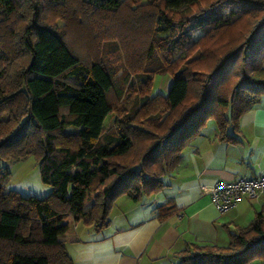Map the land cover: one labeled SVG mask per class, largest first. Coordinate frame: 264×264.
<instances>
[{
	"label": "trees",
	"instance_id": "trees-1",
	"mask_svg": "<svg viewBox=\"0 0 264 264\" xmlns=\"http://www.w3.org/2000/svg\"><path fill=\"white\" fill-rule=\"evenodd\" d=\"M191 23L204 29L197 39ZM109 33L119 37L124 80H139L128 113L118 69L101 57ZM165 73L166 96L151 97L154 75ZM262 98L264 0H0V264H73L64 244L77 241V222L101 230L117 198L161 191L208 120L219 140L235 142L239 119ZM31 155L52 189L43 198L3 186L5 165ZM176 256L264 264V210L227 245L189 243Z\"/></svg>",
	"mask_w": 264,
	"mask_h": 264
},
{
	"label": "crops",
	"instance_id": "crops-1",
	"mask_svg": "<svg viewBox=\"0 0 264 264\" xmlns=\"http://www.w3.org/2000/svg\"><path fill=\"white\" fill-rule=\"evenodd\" d=\"M217 134L215 122L208 120L163 177V189L138 202L117 198L107 227L95 230L77 222V241L64 244L73 264H177L176 254L186 244L227 245L230 231L264 210V197L243 198L219 213L210 189L219 181L264 172V98L239 119L235 142L221 141Z\"/></svg>",
	"mask_w": 264,
	"mask_h": 264
},
{
	"label": "rangeland",
	"instance_id": "rangeland-1",
	"mask_svg": "<svg viewBox=\"0 0 264 264\" xmlns=\"http://www.w3.org/2000/svg\"><path fill=\"white\" fill-rule=\"evenodd\" d=\"M142 3L144 4L145 0H142ZM134 6L135 5L132 7ZM231 8L233 11L229 8L226 10V13L231 11L230 14L233 15L234 11H237V8L232 6ZM59 25H61L60 22ZM203 30V28H196L193 23L189 24L187 28V32L191 39H197L200 37L204 32ZM118 40V36H113L112 33H109L102 41L101 57L109 69L112 67L118 69V72L113 78V82L123 90V95L119 99L118 103L119 108L128 113L133 108L138 106L140 102V96H138V94L137 96L129 95L131 85L136 84V86H138L139 80L133 74H131L126 81L124 80L126 72V70L123 69L125 66V57ZM185 47L183 49L175 50L173 53V59L183 57L185 54ZM171 83L172 79L166 73L154 75L151 84L150 96L153 97L157 94L166 96ZM116 117V114H111L107 117L105 121L106 131L112 129V125ZM5 166L7 167L8 176L3 183V186L6 190L16 191L24 197L35 196L38 198H43L51 193V187L44 184L41 180L38 159L35 156L31 155L21 161L9 162ZM259 263V261H256L253 264Z\"/></svg>",
	"mask_w": 264,
	"mask_h": 264
},
{
	"label": "built area",
	"instance_id": "built-area-1",
	"mask_svg": "<svg viewBox=\"0 0 264 264\" xmlns=\"http://www.w3.org/2000/svg\"><path fill=\"white\" fill-rule=\"evenodd\" d=\"M264 197V172L255 177H241L233 181L216 182L210 189V198L219 213L233 208L237 202Z\"/></svg>",
	"mask_w": 264,
	"mask_h": 264
}]
</instances>
